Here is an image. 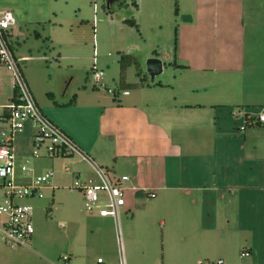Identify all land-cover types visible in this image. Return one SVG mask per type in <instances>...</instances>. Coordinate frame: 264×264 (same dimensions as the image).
<instances>
[{
  "label": "crops",
  "instance_id": "1",
  "mask_svg": "<svg viewBox=\"0 0 264 264\" xmlns=\"http://www.w3.org/2000/svg\"><path fill=\"white\" fill-rule=\"evenodd\" d=\"M11 2L0 11L9 9L16 16L13 44L21 65L32 54H16L21 46L18 23L41 25L50 22V14L41 16L40 9H29L28 4L11 8L18 5ZM136 2L134 20L143 42L150 38L159 46L168 33L172 56L165 58L153 48L149 57L161 59L158 75L169 72L172 80L155 76L148 84L136 82L133 91L123 90L128 94L112 88L113 94L111 87L93 83L92 93L84 95L87 85L69 92L67 84L63 92L67 76H60L54 91L52 83L48 87L47 80L35 79L26 67L23 72L35 98L97 163L114 175L130 177L127 184L135 187L128 192L131 198L151 192L166 196L161 224L173 230L180 243L187 241L186 255L195 259L190 264L214 263L215 257L222 264H264L257 261L264 250V121L259 120L264 114V0H179L177 12L165 9L171 0ZM94 67L93 74L100 69ZM13 96V75L0 65V108ZM26 126L32 129L31 139L34 128ZM58 158L73 181H95L90 166L77 157ZM51 160V168L33 167V171H54L56 159ZM56 182L52 179L47 188L53 195ZM173 192L186 197H169ZM134 204L131 199V209ZM254 231L261 244L255 242ZM243 250L250 256L242 257ZM165 261L161 257L131 263Z\"/></svg>",
  "mask_w": 264,
  "mask_h": 264
},
{
  "label": "rangeland",
  "instance_id": "2",
  "mask_svg": "<svg viewBox=\"0 0 264 264\" xmlns=\"http://www.w3.org/2000/svg\"><path fill=\"white\" fill-rule=\"evenodd\" d=\"M11 1L18 4L10 6L11 8H26L25 4H28L29 9H40L41 16L50 14V22L41 25L37 23L31 25L19 20L20 36L17 39L21 46L19 50L17 47L16 54L18 56L32 54V59L27 63L21 62L22 69L26 72L27 67L30 74L39 81L43 78L47 80L48 87L52 83L54 91L57 89L55 84L58 78L67 76L63 92L67 84H70L69 92L86 88L87 85L88 90L83 94L92 93L90 91L94 83L93 67L96 64L105 71L106 86L122 92L125 88L120 86V58L124 53L135 55L139 61V65L128 66L125 71V80L128 84L126 88L133 91L136 82L147 84L153 82L147 71V62L151 58L150 54L154 52L153 48L163 53L165 58L173 54L167 31L164 32L166 37L160 45L154 46L150 38L147 42L141 40L138 35L141 37L142 35L140 30L137 31L138 27L134 25L131 27L126 24L128 22H124L125 19H134L136 9L131 3L132 0H116L110 9L105 11L101 9L104 0H0V6ZM177 1L179 2V0L167 2L165 9H176L179 6ZM11 4L13 3L9 5ZM144 9H148L147 3ZM173 41L174 37L171 42ZM165 78L172 80L173 76L169 72L163 76L156 75V80ZM25 128L27 129V126ZM28 129L14 136L15 154L23 162L28 161L27 165L30 168H51L49 164L53 158L32 156L34 150L33 137L30 139L32 129ZM54 159H56L54 178L57 180L55 195L45 188L44 198L19 200L34 205L35 232L26 246L12 248L2 244L0 264H62L60 256L68 253H72L73 264H94L99 256H103L108 264H118L120 243L118 227L113 218L87 212L80 192L69 188L73 185V178L64 171L62 158ZM2 184L3 179L0 178V204L6 198ZM129 193L128 202L122 207L120 216L122 253L126 255L128 263L133 264L140 259L157 260L161 257L166 258V263L160 264H169L167 261L171 258H174L173 261L178 262L177 264L194 263L195 259L186 255L188 248L184 244L187 241L180 243L175 232L170 229L167 231L161 224L164 217L163 209H166L162 202L166 196L160 194L157 197L144 195L131 198ZM191 195L197 196L196 192ZM169 197L177 199L186 196L173 192ZM131 199L132 203H135L132 209ZM253 238L257 245L261 244L262 238L255 231ZM3 257H6L4 262ZM245 259L243 258V262ZM263 260L264 250L259 252L257 257L259 263ZM214 261V264H217L219 259L215 257Z\"/></svg>",
  "mask_w": 264,
  "mask_h": 264
},
{
  "label": "built area",
  "instance_id": "3",
  "mask_svg": "<svg viewBox=\"0 0 264 264\" xmlns=\"http://www.w3.org/2000/svg\"><path fill=\"white\" fill-rule=\"evenodd\" d=\"M16 23L13 11L9 9L0 11V65L11 71L15 93L12 100L0 108V178L3 179L1 186L6 197L0 204V248L2 244L12 248L27 245L35 232L33 221L35 207L31 203H22L19 200L44 198V189L51 186L54 177L53 170L35 173L33 168L28 167L29 162H23L14 152V136L30 123L35 131L33 157L57 158L69 155L90 166L95 181L86 183L76 178L70 188L82 191L87 212L113 218L118 227L120 243L118 264H128L122 253L120 216L122 207L127 204L128 192L135 190V187L127 184L130 180L128 175H114L105 166L97 163L44 113L14 52L13 29ZM93 77L94 85L106 87L102 69L96 70ZM108 90L116 94L115 89ZM122 93L128 94L129 91L125 90ZM259 120L264 121V114H259ZM65 170H70L69 165H65ZM150 196H155L154 192H151ZM241 256L249 257L250 252L243 250ZM60 258L62 264H72L71 255L64 254ZM222 263L223 260L217 262ZM94 264L108 263L104 257L99 256Z\"/></svg>",
  "mask_w": 264,
  "mask_h": 264
},
{
  "label": "trees",
  "instance_id": "4",
  "mask_svg": "<svg viewBox=\"0 0 264 264\" xmlns=\"http://www.w3.org/2000/svg\"><path fill=\"white\" fill-rule=\"evenodd\" d=\"M133 4L134 7H138L137 5V2L136 0H132L131 2ZM178 11V7L176 8V12ZM126 22H128L129 24H131L132 26L134 25L135 27H138L137 23L135 22L134 19H126L125 20ZM137 30H139V28H137ZM139 65V61H138V58L135 56V55H132V54H128V53H124L121 58H120V66H121V74H120V78H121V87L123 88H126L128 87L127 83H126V80H125V71L127 69L128 66H131V65ZM143 83L141 82V85ZM137 86V84H134ZM15 94V93H14Z\"/></svg>",
  "mask_w": 264,
  "mask_h": 264
},
{
  "label": "water",
  "instance_id": "5",
  "mask_svg": "<svg viewBox=\"0 0 264 264\" xmlns=\"http://www.w3.org/2000/svg\"><path fill=\"white\" fill-rule=\"evenodd\" d=\"M115 1L116 0H104L101 5V9L103 11L107 10L110 7L111 3H114ZM147 64H148L147 71L151 75L152 81H154L155 76L162 72L163 62L161 59L157 57H151L148 59Z\"/></svg>",
  "mask_w": 264,
  "mask_h": 264
}]
</instances>
